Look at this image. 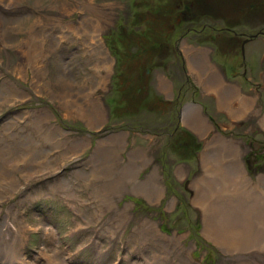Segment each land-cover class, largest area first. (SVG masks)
Returning a JSON list of instances; mask_svg holds the SVG:
<instances>
[{"label": "rangeland", "instance_id": "rangeland-1", "mask_svg": "<svg viewBox=\"0 0 264 264\" xmlns=\"http://www.w3.org/2000/svg\"><path fill=\"white\" fill-rule=\"evenodd\" d=\"M178 1L0 4V220L22 264H264V0H214L193 22L212 28L180 38Z\"/></svg>", "mask_w": 264, "mask_h": 264}, {"label": "bare ground", "instance_id": "bare-ground-1", "mask_svg": "<svg viewBox=\"0 0 264 264\" xmlns=\"http://www.w3.org/2000/svg\"><path fill=\"white\" fill-rule=\"evenodd\" d=\"M7 1V2H6ZM0 0V4L1 5H3L2 3H7L6 5H4V6H7V7H10V6H12L11 5V3H12V0ZM91 19V18H90ZM89 18H86V19H84L85 21H83L82 20V24L84 25L85 24V26L88 28V30H87V28L86 27H84V28H86V31H84L83 30V34H84V37L85 38H88L89 39V37L91 38V40H94V38H92L91 36H93V35H91L92 34V32L94 33V32H96V31H99V27H97L96 26V22L95 21H93V20H90ZM0 23H1V20H0ZM99 24V23H98ZM82 25V26H83ZM72 27V26H71ZM70 27V28H71ZM0 29H1V26H0ZM89 31V32H88ZM87 34V35H86ZM95 36V35H94ZM86 41V40H85ZM32 47V46H31ZM33 50H34V48H33ZM61 90L63 91L64 90V88H63V86L61 87ZM220 100H221V102H223L222 104H221V106L222 107H224V105H226V107H227V103H224V100L222 101V98H220ZM245 100V99H244ZM65 105L67 104V103H64ZM224 104V105H223ZM229 105V104H228ZM230 106V105H229ZM90 109V111L92 112V115L90 116V117H88L90 114V112H89V110H88V107H86V110H85V115L84 116H86L87 117V119H90L91 117H93L95 120H100V118H101V114L98 112V111H96L95 109H93L92 107L91 108H89ZM231 109V108H230ZM89 114V115H88ZM92 121V120H91ZM187 121V120H186ZM189 123V122H188ZM194 124V123H193ZM203 127V126H202ZM44 129V128H43ZM202 129V128H201ZM56 130V129H55ZM57 131H59V130H57ZM48 132V131H47ZM60 132V131H59ZM53 139V138H52ZM217 140V141H216ZM213 141H215V142H217V143H219L220 144V146H221V150H220V152L221 151H223V152H231V151H234V147H235V145L233 144V140H231V141H228V139H224V138H222L220 135H218V134H216L215 135V137L213 138ZM86 141L83 139V140H79L77 143L76 142H74L73 143V145L69 148L70 150H71V152L73 153V152H75V151H78L79 149H81V148H84L85 146H86ZM215 144V143H214ZM107 145V144H106ZM105 145V146H106ZM88 146V145H87ZM104 146V145H103ZM103 146H102V144H100V145H98V148H97V153H95V154H97L96 155V157H101V156H103V155H105V153H104V151H103ZM236 148H238V147H236ZM4 149V148H3ZM2 149V150H3ZM218 149V148H217ZM220 149V148H219ZM2 150H1V152H2ZM1 152H0V158H1ZM71 154V153H70ZM96 157H95V159H96ZM208 156L205 154V156H204V160H203V164H204V166H205V160L206 159H208L207 158ZM11 158H13V157H11ZM9 159L8 161H15V160H17L18 161V159ZM134 158V157H133ZM91 159V158H90ZM203 159V158H202ZM23 161H25L26 159H22ZM1 161V160H0ZM97 161V160H96ZM114 161V160H113ZM237 161V160H236ZM22 162V161H21ZM26 163H25V166L24 167H17V169L18 168H21V170H23L24 169V171L26 170L27 171V168H31L30 166H29V163H28V165H27V161H25ZM207 162H209V161H207ZM0 163H2V162H0ZM93 163L95 164V162L93 161ZM239 163V162H238ZM103 164V163H102ZM106 164V163H105ZM14 165V164H13ZM96 165V164H95ZM234 165V164H233ZM98 166V165H97ZM96 166V167H97ZM104 166V165H103ZM207 166V165H206ZM8 167H10V166H7L6 164H4V167H3V169H1L0 170V183H5V184H8V185H10V186H12V184H13V177H11V179H12V181H11V183H10V179L9 180H7V181H4V176H5V174H9L10 173V169L8 168ZM208 167V166H207ZM99 169V168H98ZM223 170H224V167L222 168ZM240 170V169H239ZM238 171V170H237ZM95 172V171H94ZM222 172V171H221ZM225 172V171H224ZM97 173V172H96ZM223 173V172H222ZM240 174V173H239ZM77 175L78 176H82V175H85V172H82V171H80L79 173H77ZM235 175V174H234ZM14 176V175H13ZM15 177V176H14ZM16 178V177H15ZM201 177H199L197 180H199ZM223 178V177H222ZM234 178V177H233ZM236 178V177H235ZM248 178V177H247ZM155 174L153 173L150 177H149V180L151 181V183H153L151 186H153V189L150 191V192H154V194H155V192H157V188L156 187H154V182H155ZM249 179V178H248ZM148 180V181H149ZM219 180V179H218ZM225 180V179H224ZM228 180H232V179H228ZM247 180V179H246ZM250 180V179H249ZM131 181V180H130ZM154 181V182H153ZM201 181V180H200ZM238 181V180H237ZM224 183V182H223ZM227 183V182H226ZM231 183V182H230ZM230 183H227V184H230ZM16 184V183H15ZM228 187H229V185H227ZM231 187H232V185H230ZM243 186V185H242ZM12 188V187H11ZM59 188L61 189V190H63V191H65V192H68L69 194H72L73 192V190H72V186H71V184H70V182L69 181H67V180H63L60 184H59ZM152 188V187H151ZM150 188V189H151ZM238 189V188H237ZM245 189V188H244ZM10 190V189H9ZM98 193L100 192V190L99 191H97ZM102 192V191H101ZM1 193V192H0ZM105 193V192H104ZM158 193V192H157ZM224 193H225V191H224ZM223 193V194H224ZM102 194V193H101ZM100 194V195H101ZM149 194V193H148ZM3 195V194H2ZM157 195V194H156ZM102 197H103V195H101ZM0 197H1V195H0ZM104 197H105V195H104ZM107 197V196H106ZM213 198V197H212ZM264 200V199H263ZM235 201V200H234ZM262 203V202H261ZM243 204H244V202H243ZM242 204V205H243ZM262 205V204H261ZM205 206V205H204ZM238 206V205H237ZM244 206V205H243ZM264 206V205H263ZM233 207V206H232ZM247 208V207H246ZM217 209V208H216ZM217 211V210H216ZM243 211V210H242ZM245 212V211H244ZM251 212V211H250ZM256 213H258V214H261L262 213V209H258V211L256 212ZM12 214V213H11ZM207 214V213H206ZM212 214H213V212H212ZM244 214V213H243ZM242 214V215H243ZM244 216V215H243ZM261 217V216H260ZM4 219H8V222L7 223H3L2 225H1V228H0V256H2V255H8V258H1L0 257V262L2 263L3 262V264H22V262L20 261L21 259V254H22V258L24 259L25 257H23V253L24 252H22L21 253V248H22V245H23V241H22V243H21V240H22V234H21V240H20V238H19V231L22 233V231L18 228V227H15L14 225H12V223H9V221L10 222H12L11 220V218H8V217H6V218H4ZM4 219H2V220H0V222H2V221H4ZM259 219V218H258ZM227 220V219H226ZM238 220V219H237ZM259 221H260V219H259ZM258 221V222H259ZM225 222V221H224ZM229 222V221H228ZM227 222V223H228ZM246 222H247V220L245 221V224L244 225H240V224H238V223H235V222H232V223H234V225H235V227L236 228H239V226H242V228H244V226L246 225ZM229 223H231V222H229ZM249 223V222H248ZM257 223V222H256ZM264 224V223H263ZM6 225H8L11 229H13V230H15L16 229V231H13V232H11V231H8V230H5L4 229V226L6 227ZM208 226V223L206 222V227ZM259 226V225H258ZM14 227V228H13ZM249 228L247 229V230H251V231H256V229H255V225H254V218L252 217V219H251V222H250V225L248 226ZM223 228V227H222ZM246 229V228H245ZM19 230V231H18ZM250 232V231H249ZM253 233V232H252ZM251 233V234H252ZM6 235L7 236H9L10 237V239L12 240V241H6ZM248 235V234H247ZM253 235V234H252ZM218 239V238H217ZM240 239V238H239ZM238 239V240H239ZM240 241V240H239ZM226 242V241H225ZM221 243V242H220ZM228 243V242H227ZM248 243V242H247ZM234 245V244H233ZM232 248V247H231ZM20 253H18V252ZM57 254V253H56ZM58 255V254H57ZM56 258V257H55ZM23 261H25V260H23ZM55 261H57V260H55ZM31 263V262H30ZM24 264H26V263H24Z\"/></svg>", "mask_w": 264, "mask_h": 264}, {"label": "flooded vegetation", "instance_id": "flooded-vegetation-1", "mask_svg": "<svg viewBox=\"0 0 264 264\" xmlns=\"http://www.w3.org/2000/svg\"><path fill=\"white\" fill-rule=\"evenodd\" d=\"M215 6L216 5H215V1L214 0H179L175 4V7L177 8V12H176V15H175V22L174 23L177 24V25H181L183 23H188L186 25V31L183 32V33H180L179 38L180 37H185V34H188L189 32H191L192 34H198V32H200L202 29L212 28V26H213L212 24H204L203 23L201 25V28L199 30H197L196 28H194L193 22L196 19H200L201 15L203 13H207V12L217 13L215 11V9H214ZM227 22H230V21L227 20ZM173 28H174V24H173ZM220 29H224L227 32V34H226L225 38L222 37V39H225V40L222 41L219 44V46H221L223 48L224 45L227 43L228 46L230 47V45H229L230 41L234 37L233 31L229 30V28L226 27V26L220 27V28H215V31L220 30ZM229 33H231V36H229ZM259 34H264V31L260 30L258 32V34L254 35V37H256ZM209 35H210L211 39H215L216 38V35H215L214 32L209 34ZM244 40H246V39H244ZM244 40H242V42H241V44L239 46L241 59L243 58V55H244V51H243L244 45L247 43V40L245 42H244ZM176 44L177 43H174L173 45H176ZM201 45H204V46H206V47H208V48L213 50V48L210 46L212 44L209 41L202 42ZM201 45L199 44V46H201ZM221 47H216V49H219ZM230 48H231L232 51L235 50L232 47H230ZM235 52H236V50H235ZM174 55H178V54L175 53ZM174 92H177L176 97L179 98L180 94H181V90L178 89L177 91H171L172 94H174ZM196 93L197 92L194 91V90L192 92H190L189 95L191 96L192 101L191 102H187V103H183L182 107H187V106H190L191 104H196V105L200 106L201 104L194 100V98L197 95ZM183 96H184V93H183ZM177 98H176V100H177ZM209 119H210V121H212V124H215L213 122V118L210 117Z\"/></svg>", "mask_w": 264, "mask_h": 264}, {"label": "trees", "instance_id": "trees-1", "mask_svg": "<svg viewBox=\"0 0 264 264\" xmlns=\"http://www.w3.org/2000/svg\"><path fill=\"white\" fill-rule=\"evenodd\" d=\"M261 156H263V155H261ZM246 158H248V157H246ZM254 159L257 160L258 157L256 156ZM253 161H254V160H253ZM248 164H251V161H250V160H247V161H246V165H247L248 169L251 170L250 167H249L250 165L248 166ZM255 164H256L255 162L252 163V167H255Z\"/></svg>", "mask_w": 264, "mask_h": 264}, {"label": "water", "instance_id": "water-1", "mask_svg": "<svg viewBox=\"0 0 264 264\" xmlns=\"http://www.w3.org/2000/svg\"><path fill=\"white\" fill-rule=\"evenodd\" d=\"M246 40H247V39H246ZM246 40H245V41H246ZM245 41H244V42H245Z\"/></svg>", "mask_w": 264, "mask_h": 264}]
</instances>
